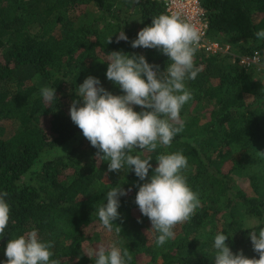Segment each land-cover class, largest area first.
<instances>
[{
	"label": "trees",
	"instance_id": "16d2710c",
	"mask_svg": "<svg viewBox=\"0 0 264 264\" xmlns=\"http://www.w3.org/2000/svg\"><path fill=\"white\" fill-rule=\"evenodd\" d=\"M202 2L209 39L230 44L233 53L197 51L199 73L186 82L192 99L176 122L183 131L170 146L132 152L151 157L154 169L156 156L182 151L189 162L184 175L201 200L192 218L176 226L175 238L158 247L151 221L135 203L138 177L127 167L109 172L69 113L89 76L123 94L106 78L108 53L144 55L166 69L169 58L159 50L131 47L153 17L166 14L165 6L154 0H0V192L11 205L0 250L37 229L53 242L59 264H94L85 253L103 234L108 243L100 247L115 243L128 251L130 264H214V237L223 233L234 253L259 259L249 233L264 227V67L237 59L259 53L264 63V39L257 38L264 31V0ZM121 31L129 41L116 42ZM43 87L56 88L52 105L41 97ZM113 186L130 191L108 231L95 211Z\"/></svg>",
	"mask_w": 264,
	"mask_h": 264
},
{
	"label": "clouds",
	"instance_id": "9594fccd",
	"mask_svg": "<svg viewBox=\"0 0 264 264\" xmlns=\"http://www.w3.org/2000/svg\"><path fill=\"white\" fill-rule=\"evenodd\" d=\"M118 33L117 43L129 41L124 31ZM257 38L264 39V31L258 32ZM200 39L196 26L177 13L153 17L152 23L131 40V47L159 50L169 58L166 69L161 72L160 66L149 63L144 55L108 53L104 62L108 65L106 78L123 94H113L98 77L89 76L76 89L79 99L70 108L71 120L97 149L98 159L108 162V171L120 172L127 167L138 177L135 203L142 216L151 221L158 247L175 238L176 226L192 218L201 200L184 175L189 162L182 151L156 156L158 163L154 169L151 157L142 158L132 152H154L159 146H170L183 131V125L177 126L176 122L184 105L192 99L186 82L196 79L199 73L194 57ZM111 40L112 37L108 43ZM40 94L48 105L57 100L56 88L43 87ZM135 106L142 110L136 111ZM128 191L113 186L107 191L106 202L96 208L100 223L108 231L117 225L114 221L121 216V197ZM7 195L0 192V239L6 236L10 222ZM249 237L259 259H250L243 251L234 253L227 243L229 236L217 233L214 264H264V227L251 230ZM53 247V242L42 240L38 230L32 229L8 240L4 250L7 259L0 264H59L52 259ZM85 254L94 264H130L132 259L127 250L115 243Z\"/></svg>",
	"mask_w": 264,
	"mask_h": 264
},
{
	"label": "built area",
	"instance_id": "2783aa9c",
	"mask_svg": "<svg viewBox=\"0 0 264 264\" xmlns=\"http://www.w3.org/2000/svg\"><path fill=\"white\" fill-rule=\"evenodd\" d=\"M165 6L166 14L177 13L181 19L190 22L199 30L201 39L197 51H203L206 55L221 53H233L232 47L220 40H211L208 37L209 22L207 11L202 0H154ZM239 63L245 67L259 66L261 56L259 53L253 55L238 56Z\"/></svg>",
	"mask_w": 264,
	"mask_h": 264
},
{
	"label": "rangeland",
	"instance_id": "374dc122",
	"mask_svg": "<svg viewBox=\"0 0 264 264\" xmlns=\"http://www.w3.org/2000/svg\"><path fill=\"white\" fill-rule=\"evenodd\" d=\"M91 12H93V10H90ZM95 13H92L91 15H88V17H86L85 18V20H89V18H92L93 17V15H94ZM230 45V44H229ZM264 67V63H261L259 66H258V69H262ZM258 71H260V70H258ZM60 151H62V152H64L65 153V149L63 150V149H61ZM55 153H57V151H55ZM27 180V179H26ZM96 230H98V229H96ZM103 234V233H102ZM102 243H108V238H106V234H103V236H102V238L99 240V241H94L92 244L91 243H89V249L90 250H96V249H98L100 246H101V244ZM6 248V247H5ZM5 248H3V249H1L0 250V261H5L6 259H7V257L4 255V250H5ZM89 250V251H90Z\"/></svg>",
	"mask_w": 264,
	"mask_h": 264
}]
</instances>
